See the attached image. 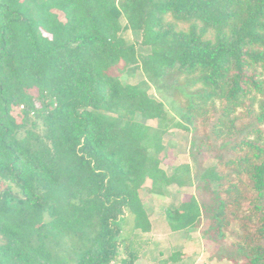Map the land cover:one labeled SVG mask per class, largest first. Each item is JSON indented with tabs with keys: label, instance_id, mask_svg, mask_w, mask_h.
<instances>
[{
	"label": "trees",
	"instance_id": "obj_1",
	"mask_svg": "<svg viewBox=\"0 0 264 264\" xmlns=\"http://www.w3.org/2000/svg\"><path fill=\"white\" fill-rule=\"evenodd\" d=\"M190 177L170 228L264 264V0H0V264H135L140 189Z\"/></svg>",
	"mask_w": 264,
	"mask_h": 264
},
{
	"label": "rangeland",
	"instance_id": "obj_2",
	"mask_svg": "<svg viewBox=\"0 0 264 264\" xmlns=\"http://www.w3.org/2000/svg\"><path fill=\"white\" fill-rule=\"evenodd\" d=\"M123 35L131 41L140 40V33L130 29L124 31ZM137 50L144 52L139 46ZM141 78L147 77L140 71L133 76L126 74L120 76L122 82L131 83ZM149 94L156 96L153 83ZM13 114L18 116L17 108L13 110ZM148 122L155 125V121ZM163 147L160 154L161 166L167 174L172 172L174 166L181 163H188L192 171L193 145L188 131L170 126L163 135ZM210 157L211 154L208 155L207 165L213 163ZM149 186L150 182H145L140 189V198L150 221V229L145 232L137 229L131 236L133 246L139 252L135 264H233L227 258L218 256L217 243L211 240L204 221L197 226L172 230L165 218V208L176 207L186 194L193 193L194 184L191 177L184 186L169 182L162 195L149 192Z\"/></svg>",
	"mask_w": 264,
	"mask_h": 264
}]
</instances>
